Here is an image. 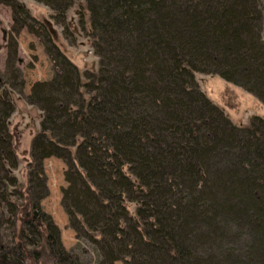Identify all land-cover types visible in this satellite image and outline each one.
<instances>
[{"label": "trees", "instance_id": "1", "mask_svg": "<svg viewBox=\"0 0 264 264\" xmlns=\"http://www.w3.org/2000/svg\"><path fill=\"white\" fill-rule=\"evenodd\" d=\"M36 1L97 60L81 70L45 44L54 74L26 98L39 125L20 201L0 86V201L18 223L0 264H264V117L235 121L201 86L217 78L264 107L261 0ZM0 3L36 32L22 0ZM48 157L65 164L60 204L93 259L39 207Z\"/></svg>", "mask_w": 264, "mask_h": 264}, {"label": "rangeland", "instance_id": "2", "mask_svg": "<svg viewBox=\"0 0 264 264\" xmlns=\"http://www.w3.org/2000/svg\"><path fill=\"white\" fill-rule=\"evenodd\" d=\"M22 2L32 17V20L27 19V23L35 26L36 32H31L29 27L15 21L10 5L0 3V86L11 91L13 95L14 111L10 115V127L14 134L13 146L18 158V166L12 170L18 188L14 187L17 190L13 191L14 195L11 196L13 201L21 200L19 191L25 194L30 142L39 125V112L27 103L26 98L33 84L49 80L54 74V63L46 52L45 44L50 39V42L81 70L93 67L97 60L86 37L83 35L68 37L62 25L52 18L51 11L46 5L36 0H22ZM261 5L264 36V0H261ZM75 7L68 12V18H74ZM50 26L54 32L51 31ZM203 79L201 86L204 91L212 100L224 107L233 120L246 122L253 114L264 117V107L251 95L220 79L210 77ZM43 171L48 193L39 200V207L58 227L61 242L67 250L76 248V244L79 243L80 247L88 251L86 257L93 259L95 253L91 250V246L76 238L60 204L61 189L66 186L64 162L56 157H48L43 160ZM16 225L5 202L0 201V247L12 246ZM228 240L231 241L229 238ZM246 241L247 237L243 235L241 242L246 244ZM38 263L50 264L46 259H41ZM114 264L123 263L116 261Z\"/></svg>", "mask_w": 264, "mask_h": 264}, {"label": "water", "instance_id": "3", "mask_svg": "<svg viewBox=\"0 0 264 264\" xmlns=\"http://www.w3.org/2000/svg\"><path fill=\"white\" fill-rule=\"evenodd\" d=\"M49 25H50V24H49ZM50 27H51V26H50ZM51 31L54 32L53 29H52V27H51Z\"/></svg>", "mask_w": 264, "mask_h": 264}]
</instances>
